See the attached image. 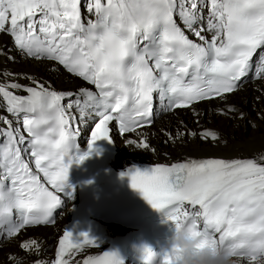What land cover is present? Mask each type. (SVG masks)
I'll return each mask as SVG.
<instances>
[{
    "label": "snow or ice",
    "instance_id": "1",
    "mask_svg": "<svg viewBox=\"0 0 264 264\" xmlns=\"http://www.w3.org/2000/svg\"><path fill=\"white\" fill-rule=\"evenodd\" d=\"M82 5L95 19H82ZM205 9L207 25L201 26ZM185 29L199 42L189 39ZM0 33L9 34L23 55L55 61L98 90L58 92L35 80L34 86H24L14 82L13 74L0 73V99L18 122L23 114L29 137L25 141L12 121H3L8 127L0 128L5 138L0 144V237L8 239L25 226L54 223V212L63 205L57 193L73 195L67 179L79 131L72 124L74 107L84 110L82 119L98 118L89 151L77 162L91 155L97 141L113 142V121L121 134L138 137L127 139V145L155 152L142 131L152 123L154 94L172 111L215 98L226 102L250 72L253 79L264 80V0H0ZM200 135L220 140L212 130ZM168 136L175 142L184 133ZM25 143L27 147L18 146ZM22 151L30 153L36 172ZM127 175L131 186L172 224L190 227L206 242L234 253L238 264H264V153L250 159L156 163L143 170L134 167ZM5 180L11 182L6 190ZM88 246L99 247L86 232L74 239L64 231L54 260L34 264H124L112 251L78 260ZM20 247L37 256L42 252L35 239Z\"/></svg>",
    "mask_w": 264,
    "mask_h": 264
},
{
    "label": "bare ground",
    "instance_id": "2",
    "mask_svg": "<svg viewBox=\"0 0 264 264\" xmlns=\"http://www.w3.org/2000/svg\"><path fill=\"white\" fill-rule=\"evenodd\" d=\"M81 12L85 22L87 19L95 18L86 12L83 5ZM0 50L5 53L0 56V73L13 74L16 83L34 86V80L40 81L50 90L65 93H77L79 89L87 87V81L67 72L57 62L36 60L23 55L15 47L13 38L7 33L0 35ZM13 91L14 94L21 96L26 93L23 90ZM228 107H233L237 111L222 114L220 110ZM193 109L200 115H194ZM240 113H243V117ZM22 118L23 114H20L18 122L17 116L9 113L6 103L0 99V128L7 130L8 126L3 121L10 120L12 126L19 128L20 134L26 139L28 135L23 129ZM204 130L215 131L220 137L219 142L202 139L200 133ZM142 131L147 136L150 149H155V152L135 149L127 145V139L138 138L135 133L129 134L121 141V149L115 161V163L122 162V166L118 169H122L123 165H131L138 161L145 162V159L153 163L167 161L172 163L183 162L189 158L228 160L254 158L264 153V80L257 79L244 84L237 92L227 95L226 102L218 99L192 106L187 110L162 115L157 119V123L155 122L149 129ZM178 131L184 133L183 139L170 141L168 134L171 133L175 137ZM191 133L196 135H191ZM67 220L68 210L59 215L54 226L27 228L25 230L28 231L27 233H21L14 240L0 245V264H13V261L15 264H21V262L22 264H34L37 259L48 260L53 257L54 243ZM117 228L114 225L109 226L112 233L118 231ZM33 237L42 246L39 256L31 252L26 253V250L20 247V244L27 238L29 240ZM9 257L12 259L10 260Z\"/></svg>",
    "mask_w": 264,
    "mask_h": 264
},
{
    "label": "clouds",
    "instance_id": "3",
    "mask_svg": "<svg viewBox=\"0 0 264 264\" xmlns=\"http://www.w3.org/2000/svg\"><path fill=\"white\" fill-rule=\"evenodd\" d=\"M172 225L158 252L146 241L133 244L141 264H238L234 253L206 242L192 228Z\"/></svg>",
    "mask_w": 264,
    "mask_h": 264
},
{
    "label": "rangeland",
    "instance_id": "4",
    "mask_svg": "<svg viewBox=\"0 0 264 264\" xmlns=\"http://www.w3.org/2000/svg\"><path fill=\"white\" fill-rule=\"evenodd\" d=\"M25 84H29V83H25ZM156 123H157V121H156ZM139 160H140V159H139ZM146 160H147V159H145L144 161H145V162H153V161H149V160L146 161ZM177 161H181V160H177ZM182 161H183V160H182ZM167 162H168V161H167ZM33 238L36 239L35 237H33ZM26 240H28V238H27ZM26 240H25V241H26ZM49 259H50V258H49ZM49 259H48V260H49Z\"/></svg>",
    "mask_w": 264,
    "mask_h": 264
}]
</instances>
